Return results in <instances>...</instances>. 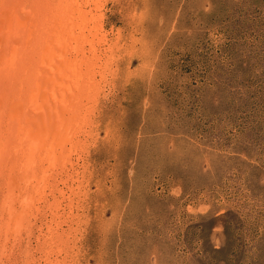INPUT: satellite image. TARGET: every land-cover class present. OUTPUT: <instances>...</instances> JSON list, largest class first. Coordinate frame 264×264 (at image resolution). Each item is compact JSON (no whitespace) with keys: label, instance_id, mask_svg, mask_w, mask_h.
<instances>
[{"label":"rangeland","instance_id":"1","mask_svg":"<svg viewBox=\"0 0 264 264\" xmlns=\"http://www.w3.org/2000/svg\"><path fill=\"white\" fill-rule=\"evenodd\" d=\"M82 2L88 121L47 180L0 160V264H264V0Z\"/></svg>","mask_w":264,"mask_h":264},{"label":"bare ground","instance_id":"2","mask_svg":"<svg viewBox=\"0 0 264 264\" xmlns=\"http://www.w3.org/2000/svg\"><path fill=\"white\" fill-rule=\"evenodd\" d=\"M79 1L72 0L69 7L63 2L61 6L57 4L54 7L53 4L51 7L56 9L51 11L48 0H0V125L3 127L0 130V160L12 161L16 158L14 161H20L19 166L16 162V166L8 167V176L18 169L22 172L27 168H38L42 169L43 179L47 180L51 172L53 173V168L60 166L65 159L70 161L64 142L75 141L77 132L87 120L86 118L80 122L76 117L80 111L79 107L84 105L81 103V96H84L87 90V93L92 91L93 87L91 85L89 89L90 83L86 82V85H82L85 90H82L76 82L73 90L74 87L69 85V82L72 74L83 72L85 77L93 74L90 71L94 70L95 64L89 63L92 56H87V53L97 51L96 47L91 45L97 29L96 25H91L93 16L89 15L90 11H84L85 5L80 3L82 0ZM63 12L64 16L61 15ZM76 27L81 33L80 36L74 35L73 28ZM62 30L67 35L58 32ZM85 45L91 46L90 51L86 50ZM80 89L82 91H79ZM55 146L61 147L59 156L52 153ZM3 165L7 167L6 163ZM12 177L13 175L9 177L8 186L11 187L5 198L8 202H15V195L12 196L10 192L15 184H20L19 178ZM58 194L64 195L62 190H59ZM25 203L27 204L26 201ZM12 206L15 209V205ZM10 213L12 220H20L25 212L18 210L16 214L13 211Z\"/></svg>","mask_w":264,"mask_h":264}]
</instances>
